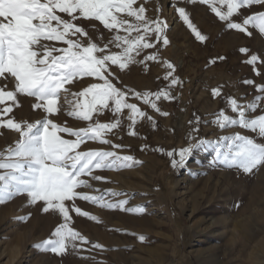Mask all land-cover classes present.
I'll return each mask as SVG.
<instances>
[{
    "label": "rangeland",
    "instance_id": "374dc122",
    "mask_svg": "<svg viewBox=\"0 0 264 264\" xmlns=\"http://www.w3.org/2000/svg\"><path fill=\"white\" fill-rule=\"evenodd\" d=\"M141 4L146 8L148 18L155 19L159 15L160 19L167 21L165 34L169 44L164 46L161 41L155 48L143 49L136 57L140 61L155 52L159 62L130 64L123 71L113 66L119 76L117 86L141 93L167 90L169 81L163 79L168 71L163 64L165 60L175 66L174 75L180 77L183 84L171 90L176 97L174 100L161 98L157 101L158 106L169 113L168 116H161L142 100L129 96V102L136 103L142 111L153 116L157 126L154 128L147 119L137 117L134 129L137 135H128L127 125L131 121L127 119L128 110L125 109L123 125L118 130L121 138L112 134L107 138L126 146L121 154L132 155L143 163L119 171L97 170L94 174L107 177L108 182L90 180L93 187L80 191L98 195L100 193L94 189L101 192L111 189L122 195H106V200L126 199L125 208L135 209L143 205L146 214L103 209L77 199L76 206L96 216L98 222L70 212V226L90 243L81 245L78 250L69 248L65 255L57 256L33 245L50 238L55 228L63 223L62 217L51 212L42 214L40 204L29 206L25 195L15 196L0 205V264H264V166L248 175L219 164L213 166L210 162L214 152L208 147L204 151H195L185 168L173 169L169 158L154 150L157 147L165 150L185 147L193 113L201 118L197 134L200 138L215 141L233 133L255 138V133L239 126L221 131L211 121L212 114L220 109L233 115L225 102L226 96L238 100L243 97L241 102L246 103L259 94L255 85L264 84V66L256 65L261 72L256 75L253 67L244 62L248 56L239 49L246 47L250 50L249 55L255 53L264 58V36L251 26V36L226 30L225 23L209 6L198 2L177 4V0H137L134 7ZM174 4L186 8L198 30L208 37L205 42L196 39L179 18ZM220 7L226 11V6ZM242 11L244 15H250L264 11V6L253 5ZM60 15L67 18L66 14ZM128 19L134 22V18ZM76 23L83 26L94 40L102 36L98 40L101 46L116 33L115 29L110 32L95 20L80 19ZM120 34L124 35L122 30ZM150 39L155 43L154 36ZM110 50L120 51L112 45ZM220 56L226 59L209 64L210 59ZM245 80L254 81V84H246ZM94 82L92 78H84L73 90L79 91ZM218 85H223L222 95L213 97L211 89ZM18 98L21 107L14 111L18 121L35 122L43 117L41 110L32 109L33 98L23 95ZM262 111L264 102L252 115H260ZM53 118L57 122L67 121L74 128L85 126V122L63 113ZM110 119L107 110L100 117L102 122ZM0 131H3L0 151L14 146L20 139L14 131ZM62 135L68 138L66 134ZM257 142L264 143V140ZM142 145L148 147L141 151ZM97 148L108 150L109 146L89 141L80 150ZM28 213L32 215L26 223L18 222L17 217ZM140 235L147 240L141 242ZM96 243L103 247H92Z\"/></svg>",
    "mask_w": 264,
    "mask_h": 264
},
{
    "label": "snow or ice",
    "instance_id": "6c2138e0",
    "mask_svg": "<svg viewBox=\"0 0 264 264\" xmlns=\"http://www.w3.org/2000/svg\"><path fill=\"white\" fill-rule=\"evenodd\" d=\"M183 2L209 6L225 23L226 30L251 36V26L264 36V11L250 15H244L242 11L253 5L264 6V0H177V4ZM136 3L137 0H0V130L14 131L20 137L14 146L0 151V170H3L0 171V205L10 202L15 196L25 195L29 206L41 205L42 214L51 212L62 217L63 223L55 228L50 238L33 245L41 251L63 256L69 248L78 250L81 245L90 243L70 226V212L92 221L98 222V218L77 207V199L103 209L146 214L143 205L135 209L125 208L128 204L126 199L106 200V195H122L111 189L106 192L94 189L100 193L98 195L80 191L93 187L90 180L108 182L107 177L94 174L97 170L119 171L143 163L132 155L121 154L126 146L107 138L109 134L121 138L118 130L123 125L125 109L128 110L127 119L131 121L127 125L128 135H137L134 130L137 117L147 119L154 128L157 126L153 116L142 111L136 103L129 102V96L142 100L144 105L161 116H168L169 113L163 111L157 101L161 98L174 100L176 97L171 90L183 84L180 77L174 75L175 66L165 60L163 64L168 71L163 79L169 81L167 90L141 93L117 86L119 76L113 71V66L123 71L130 64L159 62L155 52L140 61L136 57L143 49L155 48L161 41L164 46L169 44L165 34L167 21L160 19L159 15L155 19L148 18L144 5L134 7ZM220 6H226V11ZM173 7L196 39L205 42L208 37L198 30L186 8L176 4ZM60 14H66L67 18ZM236 16L240 19H234ZM128 18H134V22ZM80 19L98 21L110 32L115 29L116 33L101 46L98 40L102 36L94 40L83 26L76 23ZM121 30L124 35L120 34ZM153 36L155 43L150 39ZM110 45L120 51L112 52ZM239 51L248 56L244 62L253 67L256 75H261L256 65L264 66V58L255 53L249 55L250 50L246 47ZM225 59L216 57L210 59L209 64ZM84 78H92L96 82L74 91L75 85ZM244 83L254 84V81L245 80ZM222 87L212 88L211 95L221 96ZM255 88L259 94L246 103L241 102L243 97L238 100L234 96H226L225 102L233 115H228L226 109H220L212 114L211 121L221 131L239 126L255 133V138L238 133L220 136L215 141L200 138L197 134L201 118L193 113L185 147L171 150L157 147L154 150L166 155L170 166L176 169L185 168L195 151L212 147L214 156L210 163L213 166L219 164L228 170L254 174L264 166V143L257 142L264 140V111L260 115H252L264 102V84L255 85ZM21 95L34 99L32 109L41 110L44 114L40 120L16 119L14 111L21 107L18 98ZM106 110L112 119L102 122L100 117L106 114ZM61 113L85 122V126L74 128L67 121L57 122L53 117ZM89 141L109 148L80 150ZM147 147L142 145L140 150ZM31 215L28 213L16 219L26 223ZM138 239L141 242L147 240L143 235ZM92 247L103 246L96 243Z\"/></svg>",
    "mask_w": 264,
    "mask_h": 264
}]
</instances>
